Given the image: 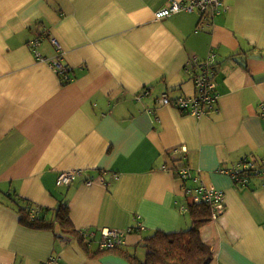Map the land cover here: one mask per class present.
I'll list each match as a JSON object with an SVG mask.
<instances>
[{"label": "crops", "instance_id": "0c3cea01", "mask_svg": "<svg viewBox=\"0 0 264 264\" xmlns=\"http://www.w3.org/2000/svg\"><path fill=\"white\" fill-rule=\"evenodd\" d=\"M169 2L0 0V264L51 255L64 264H131L112 253L90 257L78 236L22 224L14 198L50 212L67 205L94 252L102 231L117 228L144 258V234L191 226L176 204L185 202L182 183L163 167L175 165L167 150L179 145L201 179L225 193L224 212L201 229L211 264H264V185L243 187L222 171L250 155L264 160V0H225L212 21L186 9L156 19ZM35 49L60 57L70 81ZM212 52L218 98L210 112L161 104L164 92L194 93L187 63ZM71 169L77 178L58 184Z\"/></svg>", "mask_w": 264, "mask_h": 264}, {"label": "trees", "instance_id": "16d2710c", "mask_svg": "<svg viewBox=\"0 0 264 264\" xmlns=\"http://www.w3.org/2000/svg\"><path fill=\"white\" fill-rule=\"evenodd\" d=\"M215 105L216 101L211 104V109ZM211 109L208 110V113ZM172 161L175 164V170H180L185 166L191 167L188 154L185 151L177 152L172 157ZM249 161L255 163L259 168H264V160L255 156L250 155L241 160L242 163ZM256 174L253 169L242 170L241 176L247 181L238 182V184L243 187H252L254 184L264 185V178L258 177ZM13 200H18V198L12 199L11 204L18 207L17 211L22 224L43 229L51 228L58 238L78 236L82 248L92 258L112 253L127 259L131 264H210L213 260V251L210 245L204 242L201 235L202 227L209 222L212 215V210L206 203L185 202L191 219L189 228L174 232L156 230L152 234H144L140 244L149 252L144 258H140L134 252L135 246L132 248L125 244L104 250L99 249L95 252L91 251L86 237L74 225L67 205L62 204L56 212H50L48 208L24 198H22V204Z\"/></svg>", "mask_w": 264, "mask_h": 264}, {"label": "built area", "instance_id": "2783aa9c", "mask_svg": "<svg viewBox=\"0 0 264 264\" xmlns=\"http://www.w3.org/2000/svg\"><path fill=\"white\" fill-rule=\"evenodd\" d=\"M197 10L202 18L206 20H214L217 15L222 14L226 11L227 6L225 0H170L167 6L158 9L155 13L156 19H163L176 13L180 10ZM40 38L37 37L33 41V46L40 44ZM51 42L57 51L62 49V45L57 37H52ZM35 55L39 57L41 54L35 49ZM60 58V57H59ZM216 59V53L212 52L206 59L200 60L197 56H193L187 63L190 73L194 77L196 95L190 96H178L171 98L168 92H164L160 95L161 104L173 105L182 113L192 114L197 117H201L208 113L211 109V104L217 102L218 94L215 89L213 81L214 74V63ZM148 91L140 94L139 98L148 95ZM211 106V107H210ZM261 114L264 115V100L261 102ZM244 169H253L258 177L264 178V168H259L252 161L242 163L241 161L235 167L231 176L234 181L246 182L247 179L241 176V171ZM180 172L184 177L190 178L195 182L199 183V191L208 200L223 199V192L221 189H217L213 185H208L204 181H201L200 171L192 166H185L180 169ZM80 173L79 170H67L63 171L58 176V184H70L73 182L75 177ZM87 181L86 183H90ZM81 233L87 238L91 235L88 229H80ZM123 244V232L117 228H106L102 231V236L99 242V246L102 249L114 248L118 245ZM40 264H64L62 258L57 255H51Z\"/></svg>", "mask_w": 264, "mask_h": 264}, {"label": "bare ground", "instance_id": "6f19581e", "mask_svg": "<svg viewBox=\"0 0 264 264\" xmlns=\"http://www.w3.org/2000/svg\"><path fill=\"white\" fill-rule=\"evenodd\" d=\"M42 62H46L49 64V66L54 69V71H56L57 73L63 75V81H70V76H69V67H67L66 65H64L62 62H61V58H48V57H44L42 55H40L38 57ZM140 96L137 95V98L140 100L141 98H139ZM114 99H112L110 101V103L113 101ZM116 101H118V99H116ZM149 111H150V115L151 117H153L155 120L157 119V113L155 111V108H149ZM170 150L171 152L169 153ZM167 150V153L169 155V157L171 158V161H172V157L179 151H185V152H188L186 147L183 146V145H179V146H176V147H172L170 149ZM241 161V160H240ZM239 161V162H240ZM239 164V163H238ZM237 164V165H238ZM237 165H234L233 167L231 168H223L222 171H226L228 172L229 174H231L233 172V170L235 169V167ZM164 169L166 171H169L173 173V176H175L176 179H178L179 181H181L182 185H181V190H182V195L184 196L185 198V202H196V203H206L207 205L210 206L211 210H212V215H211V218L209 220V222L211 221H215L217 220V218L219 217L220 214H222L225 210V201H224V198L223 199H213V200H208L206 199L203 194L199 191V183L198 182H195L194 180L190 179V178H187V177H184L183 174L180 172V170H175L174 169V166H169L168 164H166L165 166H163ZM201 178V177H200ZM201 181H203L201 179ZM235 183L237 185L238 182L235 181ZM222 190V189H221ZM223 192V196H224V191L222 190ZM185 202L183 203H180L179 201H176V204L179 206L180 210L182 212H185V213H188L187 212V205L185 204ZM208 222V223H209ZM207 224V223H206ZM202 235V234H201ZM203 239V237H202ZM204 240V239H203ZM205 242V241H204ZM208 244V243H207ZM209 245V244H208ZM211 247V245H210ZM212 249V247H211ZM213 251V250H212ZM211 264V263H210Z\"/></svg>", "mask_w": 264, "mask_h": 264}, {"label": "rangeland", "instance_id": "374dc122", "mask_svg": "<svg viewBox=\"0 0 264 264\" xmlns=\"http://www.w3.org/2000/svg\"><path fill=\"white\" fill-rule=\"evenodd\" d=\"M190 76V75H189ZM190 78H192L191 80H193L192 82H193V87H194V93L192 94V95H184V96H190V97H194L195 95H196V88H195V82H194V77H193V75H191V77ZM187 80L189 81V79L187 78ZM191 165V164H190ZM192 166V165H191ZM193 167V166H192ZM194 168V167H193ZM99 242H100V240H99ZM93 247H95V246H93ZM139 250H140V248H139Z\"/></svg>", "mask_w": 264, "mask_h": 264}]
</instances>
